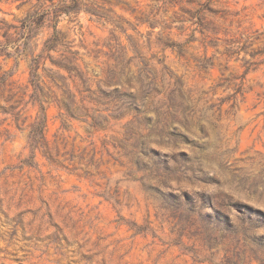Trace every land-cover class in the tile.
<instances>
[{
	"label": "rangeland",
	"instance_id": "rangeland-1",
	"mask_svg": "<svg viewBox=\"0 0 264 264\" xmlns=\"http://www.w3.org/2000/svg\"><path fill=\"white\" fill-rule=\"evenodd\" d=\"M0 264H264V0H0Z\"/></svg>",
	"mask_w": 264,
	"mask_h": 264
},
{
	"label": "trees",
	"instance_id": "trees-1",
	"mask_svg": "<svg viewBox=\"0 0 264 264\" xmlns=\"http://www.w3.org/2000/svg\"><path fill=\"white\" fill-rule=\"evenodd\" d=\"M31 25H33L32 22H30V23L28 24L29 27H31ZM48 49H51V48H48ZM37 66H38V63H36V61H35V63L31 66V69L33 70V71H32V75H33V76H37V72H36V68H37Z\"/></svg>",
	"mask_w": 264,
	"mask_h": 264
}]
</instances>
